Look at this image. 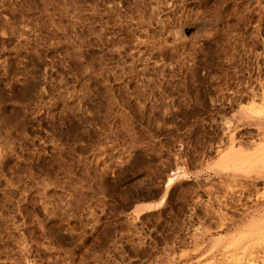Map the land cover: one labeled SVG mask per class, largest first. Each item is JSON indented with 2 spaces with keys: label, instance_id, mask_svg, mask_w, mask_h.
<instances>
[{
  "label": "rangeland",
  "instance_id": "rangeland-1",
  "mask_svg": "<svg viewBox=\"0 0 264 264\" xmlns=\"http://www.w3.org/2000/svg\"><path fill=\"white\" fill-rule=\"evenodd\" d=\"M0 264H264V0H0Z\"/></svg>",
  "mask_w": 264,
  "mask_h": 264
}]
</instances>
